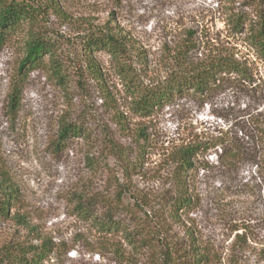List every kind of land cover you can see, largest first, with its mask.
Listing matches in <instances>:
<instances>
[{
    "label": "rangeland",
    "instance_id": "obj_1",
    "mask_svg": "<svg viewBox=\"0 0 264 264\" xmlns=\"http://www.w3.org/2000/svg\"><path fill=\"white\" fill-rule=\"evenodd\" d=\"M54 1L43 24L0 44V249L19 254L13 247L46 241L53 248L41 264H159L147 247L130 244L124 232L101 233L80 210L104 219L122 190L125 204L139 205L137 216L115 210L128 230L193 236L211 246L208 264H264V53L249 32L264 0ZM231 13L248 15L242 29L233 28ZM107 21L141 54L130 64L131 82L110 53L84 50L87 26ZM29 29L43 31L54 53L21 73ZM189 32L196 46L178 63ZM222 58L246 75L219 74L203 92L189 88L152 109L139 105L142 88ZM21 82L13 112L9 95ZM64 124L72 127L67 138ZM188 144L209 148L187 175L191 204L172 217L173 156ZM226 149L239 160L222 157Z\"/></svg>",
    "mask_w": 264,
    "mask_h": 264
},
{
    "label": "trees",
    "instance_id": "obj_2",
    "mask_svg": "<svg viewBox=\"0 0 264 264\" xmlns=\"http://www.w3.org/2000/svg\"><path fill=\"white\" fill-rule=\"evenodd\" d=\"M54 7V0H0V44L7 41L12 33L25 25L36 27L43 24L45 14ZM247 20L248 15L243 13H231L229 15L230 23L237 30L242 29ZM84 31L83 47L86 53L92 54L94 51L110 53L119 62L120 72L127 78L128 82L133 81L131 75H129L133 68L130 64L133 63L134 56L141 57V54L132 44L131 39L122 33L116 32L111 27L110 21L101 26L89 25ZM249 32L252 45L258 51L264 53V14L261 13L258 25L249 24ZM191 34L193 32L188 33L189 38L186 45L178 52L176 57L178 63L180 61L185 62L184 58L196 46ZM53 53L54 42L48 39L43 31L29 29V37L25 41V56L20 64V72L23 73L25 70L28 72L37 68L44 62L45 55ZM95 71L97 70L95 69ZM97 72L100 73L99 70ZM233 72L246 75V69L242 64L227 58L215 59L190 72H171L165 80L156 83L155 86L142 88L139 105L143 109H152L155 105H163L169 101L175 93L189 88L203 92L215 80L217 75ZM22 84V82L14 84L9 95L10 108L13 112L20 109L23 93ZM70 131H72V127L64 124L61 129L62 137L67 138ZM202 148L207 149L209 147L202 144H188L179 148L173 156L177 162L178 194L170 197L166 202L170 203L169 213L172 217H175L180 210L191 204V199L188 198L187 175L195 166V159L202 152ZM221 156L227 157L230 161L239 160V154L235 149H226ZM0 188V191H2L3 186L0 185ZM124 198L125 192L121 190L116 195L104 219L94 216V213L89 214L88 207L85 205H82L80 210L82 214H88L87 216L93 219L101 233L109 235L124 232V237L130 244L136 247L140 243V246L147 247L155 255L156 262L159 264H208L213 259L214 253L211 246L200 244L193 236L188 241L174 240L169 238L166 233L161 234V231H156L155 235L148 236L150 232H147L145 228L135 231L125 228L121 222L114 219L115 210L118 207H126L130 214L137 216L139 205L138 203L125 204ZM7 203L8 201H5V204ZM158 223V226L165 227L164 221L161 223L158 221ZM140 232L142 233L141 237L144 238L140 240L141 242H137ZM52 248V244L46 241L40 246L13 247V249L19 250V254H14L3 247L0 249V264H41L43 259L51 253Z\"/></svg>",
    "mask_w": 264,
    "mask_h": 264
}]
</instances>
